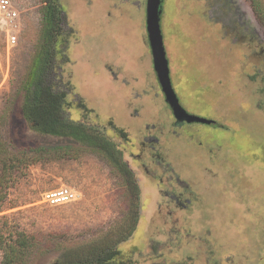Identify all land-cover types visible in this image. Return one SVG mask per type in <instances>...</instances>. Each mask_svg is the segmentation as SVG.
Segmentation results:
<instances>
[{"label": "rangeland", "instance_id": "1", "mask_svg": "<svg viewBox=\"0 0 264 264\" xmlns=\"http://www.w3.org/2000/svg\"><path fill=\"white\" fill-rule=\"evenodd\" d=\"M12 1L22 31L8 48L0 30L1 132L37 147L33 155L41 157L11 191L17 206L6 211L14 227L40 238L27 264L109 248L136 203L137 227L119 246L131 264H264V24L251 1L230 0L232 30L218 21V0L163 1L161 29L179 103L214 121H192L185 132L173 128L158 84L147 0H58L65 34L48 80L67 92L71 119L97 126L121 151L139 187L135 201L123 173L99 150L39 133L24 118L21 82L40 42L43 2ZM237 23L245 35L233 30ZM62 185L77 189L78 200H43Z\"/></svg>", "mask_w": 264, "mask_h": 264}, {"label": "trees", "instance_id": "2", "mask_svg": "<svg viewBox=\"0 0 264 264\" xmlns=\"http://www.w3.org/2000/svg\"><path fill=\"white\" fill-rule=\"evenodd\" d=\"M41 1L43 26L39 35L40 42L29 71L21 82V88L25 91L23 116L31 128L39 133L70 137L99 150L123 173L131 199L139 200L138 184L122 161L118 147L97 126L71 119L67 115V92L60 90L57 83L48 80L51 64L59 51L60 39L65 34L61 28L64 11L58 0ZM250 1L257 17L264 24L262 0ZM1 130L0 126V264H27L39 247L40 238L14 227L11 213L6 211L17 206L12 200L11 191L27 176L28 168L41 161L40 156L33 155L40 149L19 144L14 139L8 141L4 139ZM119 132L123 133L122 130ZM65 152L70 154L71 151ZM136 204L137 210L130 219V225L112 246L103 248L100 244L83 257L67 259L63 256L56 264H131L122 255L119 246L131 238L137 227L139 205Z\"/></svg>", "mask_w": 264, "mask_h": 264}, {"label": "water", "instance_id": "3", "mask_svg": "<svg viewBox=\"0 0 264 264\" xmlns=\"http://www.w3.org/2000/svg\"><path fill=\"white\" fill-rule=\"evenodd\" d=\"M163 0H147L146 8V26L149 44L152 50L154 69L157 72L158 78L162 83L164 90L168 92L167 99L174 104L179 105V98L176 95L170 78L169 60L164 44V37L161 29V15L163 12ZM180 111L184 114V119L188 121H201L205 123L214 122L211 119H206L194 114H190L184 107L179 105Z\"/></svg>", "mask_w": 264, "mask_h": 264}, {"label": "built area", "instance_id": "4", "mask_svg": "<svg viewBox=\"0 0 264 264\" xmlns=\"http://www.w3.org/2000/svg\"><path fill=\"white\" fill-rule=\"evenodd\" d=\"M21 14L22 12L12 0H0V30L5 37L8 48L15 47L19 42L22 31ZM42 198L49 205L66 204L77 201L79 191L69 185H62L45 191Z\"/></svg>", "mask_w": 264, "mask_h": 264}, {"label": "flooded vegetation", "instance_id": "5", "mask_svg": "<svg viewBox=\"0 0 264 264\" xmlns=\"http://www.w3.org/2000/svg\"><path fill=\"white\" fill-rule=\"evenodd\" d=\"M164 1V0H163ZM163 4V3H162ZM214 7L217 8L218 12L217 15H218V21L220 23H222L223 25V28H230L232 30V27L231 25L229 24V22H232L234 18V10H235V4L234 3H231L230 0H218V2L216 1V3L214 4ZM163 13V12H162ZM230 20V21H229ZM233 30L237 31L238 33H240L241 35L244 34L245 35V31H244V28L241 27L238 23L233 26ZM248 38H247V41H249L252 45L255 43V40H254V37L251 36V34H248L247 35ZM149 40V39H148ZM165 44V42H164ZM150 45V44H149ZM258 42H256L255 45H253L254 47H258ZM151 48V47H150ZM261 48V47H260ZM166 49V47H165ZM264 50L261 48V52H263ZM152 52V50H151ZM167 53V52H166ZM168 58V57H167ZM156 72V71H155ZM157 74V72H156ZM171 74V72H170ZM158 77V75H157ZM170 78H171V75H170ZM172 82V80H171ZM158 84H159V87H160V90H161V93H162V96H163V99L165 101V103L167 104V109L169 110V114H170V117L173 119L172 121V126L175 130H178L180 128H184L185 129V132H187V125L188 124H191L192 121H188L186 119H184V114L180 111V103L179 105L178 104H174L172 101L168 100L167 97H168V92L166 90H164V87L162 85V83L160 82L159 78H158ZM172 87H173V84H172ZM174 89V87H173ZM175 91V89H174ZM176 93V92H175ZM177 95V94H176ZM186 111L188 113H190V111H188L186 109ZM191 114V113H190ZM176 132V131H175ZM151 137H153V135H151ZM152 139V138H151ZM154 139V138H153ZM174 139V138H173ZM177 139H185L184 137H180V138H177ZM217 185H220V184H217ZM170 206V205H169ZM168 206V207H169ZM169 213H172L173 211L172 210H169L168 211ZM188 234V232H187ZM200 250V249H199ZM199 250H195V251H199ZM189 256V255H188Z\"/></svg>", "mask_w": 264, "mask_h": 264}]
</instances>
